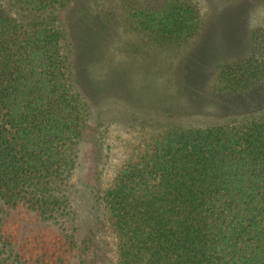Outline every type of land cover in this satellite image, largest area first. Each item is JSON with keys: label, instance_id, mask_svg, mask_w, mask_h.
Masks as SVG:
<instances>
[{"label": "trees", "instance_id": "obj_1", "mask_svg": "<svg viewBox=\"0 0 264 264\" xmlns=\"http://www.w3.org/2000/svg\"><path fill=\"white\" fill-rule=\"evenodd\" d=\"M94 3L0 0V264H264V51L223 68L228 121L140 142L94 193L91 222L76 221L80 148L92 103L107 98L99 80H113L116 107L133 105L116 29ZM131 16L164 36L160 47L204 27L195 0Z\"/></svg>", "mask_w": 264, "mask_h": 264}, {"label": "rangeland", "instance_id": "obj_2", "mask_svg": "<svg viewBox=\"0 0 264 264\" xmlns=\"http://www.w3.org/2000/svg\"><path fill=\"white\" fill-rule=\"evenodd\" d=\"M167 1L96 0L94 3L100 17L116 29L114 54L120 67L127 66L124 72L131 84L124 94L133 105L118 100L116 107L113 80H99L103 89L106 88L107 98L105 102L96 98L92 103L85 145L80 148L83 164L73 180L76 221L82 226H87L93 218L94 193L112 182L116 171L140 142L166 128L228 121L232 113L230 101L234 102L235 93L222 79L223 68L264 51V0H195L204 24L198 36L182 44L169 38L167 45L160 47L158 42L164 36L151 33V29L131 15L139 8L153 9ZM147 50H153L148 54L157 58L142 57V52ZM106 54L103 48L99 60L102 77L104 71L110 73V56L108 59ZM178 77L185 81V89L179 85ZM193 93L197 94V100ZM177 110L181 112L172 117L167 114ZM182 112L188 113L186 117H182ZM158 117L161 122L157 121Z\"/></svg>", "mask_w": 264, "mask_h": 264}]
</instances>
